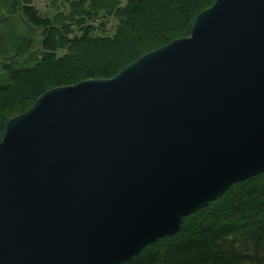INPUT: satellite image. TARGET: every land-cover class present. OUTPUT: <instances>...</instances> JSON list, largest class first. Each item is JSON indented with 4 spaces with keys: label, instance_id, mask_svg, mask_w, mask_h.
<instances>
[{
    "label": "water",
    "instance_id": "1",
    "mask_svg": "<svg viewBox=\"0 0 264 264\" xmlns=\"http://www.w3.org/2000/svg\"><path fill=\"white\" fill-rule=\"evenodd\" d=\"M262 173L264 0H215L188 36L8 120L0 264H126Z\"/></svg>",
    "mask_w": 264,
    "mask_h": 264
},
{
    "label": "trees",
    "instance_id": "2",
    "mask_svg": "<svg viewBox=\"0 0 264 264\" xmlns=\"http://www.w3.org/2000/svg\"><path fill=\"white\" fill-rule=\"evenodd\" d=\"M214 2L65 0L47 15L33 0H12L8 12L35 29L40 42L29 52L32 38L10 34L0 40V140L8 120L46 91L114 77L142 55L188 36L194 18ZM110 18L116 26L108 33ZM4 28L12 32L10 25ZM16 56L24 58L20 64ZM126 264H264V173L233 184L184 218L176 235Z\"/></svg>",
    "mask_w": 264,
    "mask_h": 264
},
{
    "label": "rangeland",
    "instance_id": "3",
    "mask_svg": "<svg viewBox=\"0 0 264 264\" xmlns=\"http://www.w3.org/2000/svg\"><path fill=\"white\" fill-rule=\"evenodd\" d=\"M12 0H0V40L4 39L7 35L9 38L10 34L17 35L19 38H32L30 40V51H36L39 47L40 36L39 33L26 25L25 21L18 15L12 12H8L9 4ZM65 3V0H33V6L40 14H52L54 9L52 7L53 4L57 5L58 8H61ZM61 4V5H60ZM108 33L113 32L114 27L116 26V21L113 18L108 20ZM4 25H10L12 32H8V29L4 28ZM18 38V39H19ZM27 55V54H26ZM24 55V57L26 56ZM15 60L19 61L23 60L21 56L14 57ZM20 61V63H21ZM19 63V64H20ZM18 66V64H16ZM1 72V71H0Z\"/></svg>",
    "mask_w": 264,
    "mask_h": 264
}]
</instances>
